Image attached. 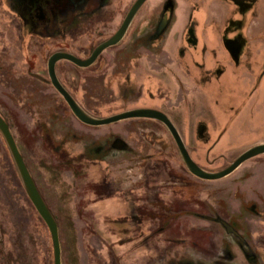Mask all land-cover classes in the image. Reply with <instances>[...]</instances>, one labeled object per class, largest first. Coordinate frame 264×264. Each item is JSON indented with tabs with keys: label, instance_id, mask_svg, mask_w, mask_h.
<instances>
[{
	"label": "rangeland",
	"instance_id": "obj_1",
	"mask_svg": "<svg viewBox=\"0 0 264 264\" xmlns=\"http://www.w3.org/2000/svg\"><path fill=\"white\" fill-rule=\"evenodd\" d=\"M162 2L163 0L147 1L135 16L123 41L116 46L118 50H127L125 47L131 41L130 38L138 31L144 30L151 13L158 11ZM175 3L180 9H185V16H190V21L196 26V33L227 34L226 30L233 23L236 28L228 35H244L248 43V48L238 57L240 65L237 70L241 74L244 73L247 84L254 82L255 88L251 87L250 98L243 97L244 100L240 98L238 101L240 105H244L243 108L239 107L237 113L245 109L246 120L235 122L233 118L230 124L235 123L231 129L227 120L218 121L207 109L199 106L198 102L190 100V86L186 87L181 83L184 96L178 86L172 88L173 103L176 104L180 100V109H173L170 114L186 139L183 138V141L192 159L207 172H218L228 167L249 148L264 143V59L260 56L261 53L264 55V0H175ZM127 4L126 0L121 2L124 12ZM242 5L248 9L243 10ZM19 21L5 6L4 0H0V113L10 126H19L20 145L24 153H27L26 138L34 124L31 121L32 115L29 114L30 109L24 107V101L21 102L27 97L26 93L19 89L22 84L19 77L23 76V70H20L22 66L18 60L22 58L21 53L46 54L53 51L63 42V34L68 31V26L63 25L55 36L42 33V37L36 34L33 36L26 30L22 32L21 28L20 41L17 33V24H21ZM184 22L182 21L183 24ZM88 34L93 35L90 31ZM185 46H188L186 42ZM116 50H108L102 55L110 57ZM201 53L196 54L194 51L192 55L187 54L182 58L195 85L201 84L200 78H203L206 71L208 78H211L218 66L233 70V64L238 62L232 58L229 63L213 62L211 65L206 61L203 52ZM216 57L217 55L215 59ZM177 61H180V56ZM136 66L138 67V63ZM140 70L141 68H136L134 76L128 79L127 86L132 80L140 86ZM106 80L110 88L116 81H109V78ZM160 94L165 95L163 92ZM253 94L255 96L252 97ZM109 100L105 97L101 104L108 105ZM129 102L122 106L105 107L97 115L113 116L123 113L124 110H131L129 108L137 103L136 98L132 97ZM235 106H232V116L236 113ZM50 114V118H53L54 114ZM134 121L136 120L127 122ZM200 122L205 123L208 132H217L215 137L206 133L207 140H211L209 144L198 141L200 135L196 127ZM40 132L42 135L48 133L49 138L55 141L56 148L61 147L47 127ZM226 132L228 142L224 146L222 135ZM35 147L38 155L44 156L47 164L45 172H38L41 177V190L52 201L60 197L54 195L59 187L62 188L59 191L67 195H61V200L64 198L63 202L67 205L48 206L59 223L61 264H124L135 256L133 250H128L124 257H121V248H118V245L125 243L119 235L122 229H128L126 237H132L133 222L128 221L121 225L114 221H119L122 216L129 214L132 208L117 207L115 204L109 205L110 209L108 206H88L89 197L74 191L72 187L78 185L82 190L90 189V174L76 178L77 176L71 174L68 169L57 168L56 160L42 149L39 140ZM7 149L0 135V264H53L51 235L46 223L25 197ZM67 151L70 152L71 149ZM84 151L86 156H93L92 159L97 157L91 148H84ZM44 153L46 154L41 155ZM150 153L153 156L151 161L128 162V169L145 172L144 175L149 173L147 178L150 184L158 174L161 175L160 173L181 174L192 181V193L189 201H185L183 209L170 213V217H167L165 211L161 213L159 223L167 228L162 233L157 231L156 241L149 242L153 254L151 256L154 257L150 258L154 260V264H166L170 259L190 264H264V155L250 159L224 179L205 182L189 173L178 151L166 157L164 161L157 159L156 162L154 157H157V154L154 156L152 149ZM96 177L99 178L94 175V178ZM141 186L147 188L148 185L144 183ZM153 189L149 188L150 191ZM111 209L114 211L109 214ZM229 221L231 223H228Z\"/></svg>",
	"mask_w": 264,
	"mask_h": 264
},
{
	"label": "flooded vegetation",
	"instance_id": "obj_2",
	"mask_svg": "<svg viewBox=\"0 0 264 264\" xmlns=\"http://www.w3.org/2000/svg\"><path fill=\"white\" fill-rule=\"evenodd\" d=\"M123 1L125 0H4L5 6L20 20L21 24H17L20 41L21 28L22 32L26 30L33 36L36 34L42 37V33H46L45 35L50 33L49 35L55 36L63 25L68 26V31L63 34V42L59 43L60 46L57 45L53 51L46 54L21 53L22 58L18 60L22 66L20 70H23L21 75H25V77H19L23 84L19 89L24 91L27 97L21 102L24 101V107L30 109L29 114L32 115L31 121L34 124L31 130L29 129L26 138L27 153H24L20 145L19 126L8 125L29 169V174L48 206L67 205V203L63 202L64 198L61 200V195L64 194L59 189L62 188L59 187L54 192L55 196H60L55 198L56 201L49 200L45 192L41 190V177L38 172H45L47 164L44 156L40 157L38 150L35 149L38 140L42 149L50 153L49 155L56 160L57 168L68 169L71 174L77 176L76 178L79 175L83 177L90 174L92 177L90 189L82 190L78 185L72 187L74 191L89 197L88 206L109 207V205L115 204L122 208L131 207L129 214L122 216L119 221H114L121 225L128 221L133 222L132 238L135 241L149 243L156 239L157 231H161L160 233L166 231L167 227L165 228L159 223L161 213L165 211L167 217H170V213L179 212L185 206V201H189L192 193V181L181 174L160 173L161 175L158 174V177L151 181L152 186H149L151 185L147 178L149 173L144 175L145 172L130 170L126 163L151 161L153 158L150 153L151 149L154 151V156L157 154L154 161L157 159L164 161L166 157L179 152L171 132L163 123L154 119L134 118L129 119L136 120L134 122L116 121L106 126L85 124L71 111L64 96L53 87L48 71L49 60L55 53L64 52L78 59L87 60L93 50L109 40L122 26L136 0L134 2L126 0L128 4L125 12L121 7ZM176 7L175 0H163L160 9L151 13L144 30L138 31L130 38L131 41L125 47L127 50H118L117 44L102 52L96 62L88 68L67 60L58 61L55 66V74L60 85L89 116L94 118L111 117V115L97 114L102 112L105 107L122 106L124 103L131 102L132 97H135L138 103L141 96L145 95V85L141 82L148 78L159 80L154 74H149L144 69L143 60L147 61L152 58L156 66L162 68L166 66L160 60L161 51H163V43L174 23ZM242 9L246 11L248 7L242 5ZM190 20L185 29V41L188 44L187 48L191 45L196 49V26ZM235 28L236 24L231 23L225 32L227 34L223 35L224 44L228 43L227 56L230 61L233 56H236L238 47L241 46L239 55L248 48L244 35H228ZM89 31L93 35L88 34ZM108 50H116V52L110 57L103 56L102 54ZM179 56L180 67L184 68L183 70L190 77V81L193 82L194 79L187 72L189 69L182 62V58L186 56L185 48L179 49L177 58ZM260 56L264 59L262 53ZM263 59L260 60L261 64ZM136 63H138V67ZM239 65V61L233 64L236 70L228 71L229 78L241 77L243 73L241 74L237 70ZM136 68H141L140 86L133 80L127 86L126 83L132 75L134 76ZM225 72L227 69L224 66H218L211 78H208V71H206L200 81L209 83L211 80L223 76ZM106 78H109V81L116 80L112 88L107 86ZM105 97L110 99L108 105L101 104ZM136 108L143 109L141 105L137 104L129 109ZM51 112L54 114L53 118L49 116ZM160 112L171 117L164 111ZM0 115L7 122L1 113ZM46 127L59 141L61 147L56 148L55 141L49 138L48 133L41 134L40 130ZM80 146L83 148L81 149ZM84 148H91L97 157L92 159L93 156H86ZM69 149H71L70 152L67 151ZM9 155L23 193L32 204L24 190L12 156L10 153ZM94 175L99 178H94ZM144 183L148 185L147 188L141 186ZM150 187L154 188L153 191L149 190ZM66 196L64 195V197ZM164 219H166L165 216ZM127 230L126 233L123 232L124 235L127 234ZM223 230L227 232L225 228ZM221 241L222 247H224L223 238Z\"/></svg>",
	"mask_w": 264,
	"mask_h": 264
},
{
	"label": "crops",
	"instance_id": "obj_3",
	"mask_svg": "<svg viewBox=\"0 0 264 264\" xmlns=\"http://www.w3.org/2000/svg\"><path fill=\"white\" fill-rule=\"evenodd\" d=\"M176 8L177 9H176L175 16H174L175 20L173 23V27L167 34V38L163 43L164 45L163 51H161L162 55L160 57V60H162L163 61L162 63L165 64L166 66L164 68L156 66L152 58L151 60H147V61L143 60L142 66L145 67L144 69L149 74H154L156 77H158L159 80L157 81L155 79L148 78L147 80H144L141 82L142 84L145 85L144 86L145 95L141 96L140 101L136 104L141 105L143 109L160 110V111H164L170 114V111L173 112V109H180L179 108L180 100H178L177 102L175 101L176 104L173 103L174 93L172 91V88L174 87L176 88V86H178L182 92L183 85H185L186 87L188 85L190 86V89H191V93L189 92V95L192 96L190 100H195L196 103L198 102L199 106L207 109V111L212 113L215 119H217L218 121L219 119L220 120L225 119L228 121L227 123L228 125L230 124V121H232L233 118H235V122L240 119H242L243 121L246 120L245 119L247 117L245 115L246 110L242 109L244 103L240 105L238 101L240 100V98L243 99V97L244 99H246V97L250 98V89L252 88L254 89L255 85H254V82H251V83L249 82L250 84L246 83L247 80H246L244 73L241 75L240 78L232 77L231 79L229 78V72H228L230 68H228L227 72H225L223 76H221L220 78L213 79L209 83L203 82L200 85H195L190 81V78L187 76V74L183 70L184 68L180 67L179 62L177 61V52H179L180 48L186 49V55L187 54L192 55L194 51L196 54L197 53L200 54L201 52H203L206 58V61H208L211 65H213V62L214 64L216 62H220L219 64L221 63L223 64L226 61H227L226 63H229L230 60L227 56L228 50L223 40L224 34L196 33L197 48L194 49L191 45L189 46V48H187L185 46V42H186L185 41V34H186L185 29L190 20L189 19L190 16L184 15L185 9L182 10L180 9V7H176ZM182 21H185L184 24L182 23ZM204 23H206V19ZM216 55H217L216 57L217 60L215 59ZM184 79L186 82H184ZM181 83L183 85H181ZM162 92L165 94L164 96L160 94ZM181 94L182 96H184L183 92ZM253 96L255 95L253 94L252 97ZM234 105H236L235 106L236 113L235 115L232 116L231 111L234 110L232 108V106ZM239 107H242L241 108L242 110L237 113V110L239 109ZM171 117L169 118L172 120V123L178 130L181 137L184 138L180 130L176 126V123H175L176 121L174 120L173 117L172 118ZM235 122H232V124H230L231 125L230 129L233 127V124ZM196 128H197L198 134L200 135V140L198 141L202 143L209 144V142L211 141V140L210 141L207 140V137H205L206 133L207 135H209L208 133H210L212 137L213 136L215 137L217 135V132H208L206 129L207 127L204 122L198 123ZM222 136H223L222 143L225 146L228 142L227 132L223 134ZM217 148L218 146L215 149ZM113 209L109 210V214L113 213L114 211ZM125 231L126 229H122V233L119 234L121 235L120 238H122L121 241L125 242L123 244L118 245V248L119 247L121 248V249L119 248L121 250L120 256L124 257L125 253L128 250H133L132 251L133 254H136V255L132 256V258L124 262V264H127L128 262H130V264H154V260H151L150 258V257L154 258L153 256H151L153 254L150 250L151 248L150 244L145 243L143 241L142 242L135 241L132 237H126V234L124 235L123 233ZM132 239L133 241H131ZM154 241H156V239ZM145 244L147 245L144 246ZM178 263L179 262H176L171 259L167 260L166 262V264H178Z\"/></svg>",
	"mask_w": 264,
	"mask_h": 264
},
{
	"label": "water",
	"instance_id": "obj_4",
	"mask_svg": "<svg viewBox=\"0 0 264 264\" xmlns=\"http://www.w3.org/2000/svg\"><path fill=\"white\" fill-rule=\"evenodd\" d=\"M148 0H136L134 4L132 5L131 9L129 10L128 15H126L122 26L119 28L117 32L106 42L101 43L95 50H93L92 54L87 60L78 59L72 55H69L68 53L64 52H58L55 53L52 58L49 60V76L52 81L53 87L61 93L64 98L67 101L68 106L70 107L71 111L79 118L83 123L89 124V125H101L106 126L110 123L116 122V121H125L129 119H154L155 121H159L163 123L171 132V135L175 139V143L178 147L179 153L181 155V159L184 162L186 168L188 169L189 173L192 174L194 177L205 180V182L210 181H216L220 179H224L230 175H232L240 166H242L244 163L249 161L250 159H253L257 156H263L264 155V143L263 144H257L242 154H240L236 159H234L231 164L226 167L225 169H222L218 172H207L205 169H203L201 166H199L194 160L192 159L189 150L187 149L183 138L179 134L178 130L172 123V120L165 115L164 113L154 110V109H132L126 112H123L121 114H116L111 117L101 119V118H94L89 116L77 103L76 101L64 90V88L60 85L61 83L56 77L55 74V66L56 63L60 60H67L70 62H73L81 67L88 68L92 66L97 58L100 56L102 52L105 50L116 46L120 42L123 41L126 34L129 32L130 26L135 18L136 15L140 12L143 5ZM226 47L228 48V43L225 42ZM239 53H241V46L237 48L236 56H233L236 61L238 60ZM0 134L2 135V139L4 140L8 150L10 151V154L12 156V159L16 165L17 173L19 175V178L24 186L25 192L28 194L29 199L31 200L34 209L39 214L41 219L46 223V228L48 229L51 239H52V249H53V264H61L62 261V248H61V239L59 234V227L58 222L55 219L54 215L48 208V205L46 204L45 200L42 198L41 194L37 190V186L34 183L31 175L29 174V169L26 166L22 156L21 152L13 139V134L10 130V127L8 123L3 119V117L0 115Z\"/></svg>",
	"mask_w": 264,
	"mask_h": 264
},
{
	"label": "trees",
	"instance_id": "obj_5",
	"mask_svg": "<svg viewBox=\"0 0 264 264\" xmlns=\"http://www.w3.org/2000/svg\"><path fill=\"white\" fill-rule=\"evenodd\" d=\"M7 150H8V149H7ZM9 153H10V152H9V150H8V155H9ZM9 157H10V155H9Z\"/></svg>",
	"mask_w": 264,
	"mask_h": 264
}]
</instances>
